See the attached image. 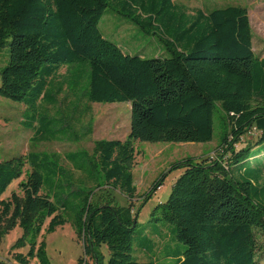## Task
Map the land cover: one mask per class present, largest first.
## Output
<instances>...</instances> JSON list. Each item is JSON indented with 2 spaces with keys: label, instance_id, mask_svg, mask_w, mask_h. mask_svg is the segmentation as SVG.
Masks as SVG:
<instances>
[{
  "label": "trees",
  "instance_id": "16d2710c",
  "mask_svg": "<svg viewBox=\"0 0 264 264\" xmlns=\"http://www.w3.org/2000/svg\"><path fill=\"white\" fill-rule=\"evenodd\" d=\"M107 8L157 34L167 55L129 54L105 38L98 25ZM7 44L0 97L25 106L22 125L33 130V142L59 134L39 104L55 103L50 81L62 66L69 67L71 89L87 79L88 102L131 104L126 139H100L91 153L67 155L95 188L119 189L130 200L125 206L93 200V189L74 185L54 154L31 151L0 160V240L19 226L23 236L12 248L29 245L25 254L14 255L17 264H50L37 237L49 217L47 232L64 225L63 213L72 216L92 264H156L132 256L139 225L131 202L134 142H208L216 107L225 116L217 157L171 165L182 171L167 200L152 209L149 236L160 237L165 227L169 241L184 245L167 254L174 264H258L254 230L264 233V57L253 52L246 6L190 12L178 0H0V50ZM252 131L258 133L254 146L234 147ZM26 164L31 170L20 183L22 195L1 199ZM161 184L157 180L146 197ZM141 236L143 251H153L152 239Z\"/></svg>",
  "mask_w": 264,
  "mask_h": 264
},
{
  "label": "rangeland",
  "instance_id": "374dc122",
  "mask_svg": "<svg viewBox=\"0 0 264 264\" xmlns=\"http://www.w3.org/2000/svg\"><path fill=\"white\" fill-rule=\"evenodd\" d=\"M189 8L190 12L201 8L207 11L210 8L222 7L227 4L246 6L249 12V21L252 31L253 52L259 58L264 57V0H178ZM99 29L103 36L116 43L124 52L153 58L167 53L157 34H146L138 26L125 17L107 8L99 21ZM9 60L8 44L0 50V67ZM69 67L62 66L55 78L50 83L54 104H39V110L45 111L53 119L51 128L59 130L55 139L33 142V130L22 125L25 106L3 97H0V160L16 155H27L29 152H40L56 155L59 164L73 177L74 185L85 184L88 189H93V200L102 202L111 199L114 203L125 206L130 200L119 189L95 188L96 185L88 180L84 173L75 170L70 160L69 153L77 150L92 152L94 142L100 139L124 140L130 130L129 102L96 103L88 102L83 93L86 90L87 79L79 81L71 89L69 86ZM90 126V130L88 127ZM225 130V116L219 107L214 110L213 136L208 142H148L135 141V160L132 169L135 197L131 200L138 212V228L132 242V256L139 261H153L156 264H174V260L167 256L176 249H184L179 242L168 240V231L162 228L160 237H151L153 226L149 222L152 209L159 203L165 202L169 197L173 182L181 173V168L171 170V165L185 158L196 160L217 157L218 147ZM258 133L252 131L242 136L239 142L234 143L235 148L246 145L254 146ZM232 135L228 136V140ZM31 168L24 166L22 175L14 180L7 188L1 199H8L13 193L22 195L21 181H25ZM162 179V184L156 187L148 197L146 194L153 184ZM83 187V186H82ZM43 193V191H41ZM60 212V211H59ZM66 223L58 226L53 232H47V225L51 217L47 218L37 237V241H44L46 254L50 264H92V259L84 252V243L79 239L72 226V216L63 213ZM162 224H158L159 227ZM146 234L154 242L151 252H144L141 248L142 236ZM150 233V234H149ZM256 243V260L264 264V233L254 230ZM23 236V230L16 226L0 240V264H17L14 255L25 254L29 245L21 248H12L16 241ZM25 242L29 243L31 234L27 235ZM104 261L109 258L105 245L100 248ZM82 259V263L79 260ZM33 263V262H31Z\"/></svg>",
  "mask_w": 264,
  "mask_h": 264
}]
</instances>
